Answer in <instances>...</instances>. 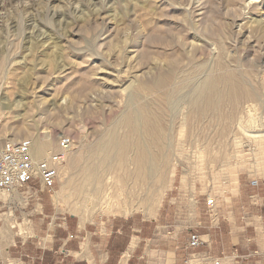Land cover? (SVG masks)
I'll use <instances>...</instances> for the list:
<instances>
[{
    "label": "rangeland",
    "instance_id": "rangeland-1",
    "mask_svg": "<svg viewBox=\"0 0 264 264\" xmlns=\"http://www.w3.org/2000/svg\"><path fill=\"white\" fill-rule=\"evenodd\" d=\"M260 24L264 0H0V81L14 102L0 126V146L22 138L34 139L35 146L37 132L43 137L48 130L54 143L35 155L38 160L59 148L62 134L75 139L69 155L81 149L85 157L118 116L133 109L144 112L146 103L152 109L163 105L170 115L164 117L167 124L161 123L169 132L167 155L157 153L156 159L162 160L166 185L152 186L151 196L134 200L135 208L128 211L122 201L120 206H96V199L78 190V174L72 186L66 182L62 167L68 155L51 198L59 213L86 219L151 218L171 200L182 214L174 212L169 221L186 237L197 204L206 200L209 212L223 216L231 212L235 196H244L240 182H264V136L259 142L253 136L264 129ZM220 62L228 69L222 70ZM198 64L229 80L221 85L220 106L206 115L184 99L177 101L182 110L177 103L179 109L166 107L163 95L172 91L171 82L177 85ZM230 76L243 78L245 88L258 95L227 96L229 90L239 91L233 88L237 84L229 86ZM251 103L257 107L254 115L248 112ZM21 120L32 124L31 134H12ZM153 202L158 207L146 209Z\"/></svg>",
    "mask_w": 264,
    "mask_h": 264
},
{
    "label": "crops",
    "instance_id": "crops-1",
    "mask_svg": "<svg viewBox=\"0 0 264 264\" xmlns=\"http://www.w3.org/2000/svg\"><path fill=\"white\" fill-rule=\"evenodd\" d=\"M27 185L33 195L24 197L21 188L17 209L0 190V264H264V182H240L244 196H235L231 212L223 216L209 212L203 199L186 237L169 221L174 212L182 214L171 200L151 218L86 219L59 213L52 192L38 180ZM192 231L205 242L191 249Z\"/></svg>",
    "mask_w": 264,
    "mask_h": 264
},
{
    "label": "bare ground",
    "instance_id": "bare-ground-1",
    "mask_svg": "<svg viewBox=\"0 0 264 264\" xmlns=\"http://www.w3.org/2000/svg\"><path fill=\"white\" fill-rule=\"evenodd\" d=\"M251 4H253V1L251 2ZM261 24L260 29L264 31V24ZM221 64L223 63L220 62V68L223 66ZM195 67L196 68L192 70L193 73L190 76L181 79V81L178 82L177 85L175 84L176 82H171V84L168 83L170 84L169 86L170 88H172V91L165 93V95H163V100H165V105L167 104L170 106L169 108L175 105L177 106V104L180 108L182 105L180 106V103H177V101L180 99H184L185 101H188L190 105L195 110H197L200 115H206L213 108H218L220 106V101L223 97L221 96L223 94L221 85H223V81L224 83H228L229 80H223L222 77L216 76L213 70L211 72L208 70L210 68H204V64H198ZM225 67L226 66L224 65V68ZM224 68L222 70H224ZM223 75L224 73L221 76ZM230 78L232 81L230 80L231 82L229 86L237 84L238 86H233V88L239 91L234 92L229 90L227 96L233 95L234 97H238L242 95H247L249 98H251L258 95L256 92L249 91L245 88L246 83L243 78L238 79L233 77L232 79V76H230L229 79ZM247 80L250 79H248L247 77ZM155 81H157V79ZM186 85L190 86L189 91L181 93V91L184 90L182 89V87ZM160 86L164 85L161 84ZM263 86L264 85L261 86L262 90H264ZM8 98L9 97H7L6 94H3V109L7 113H10L12 111V108H14V102H11V100ZM147 101L149 100L147 99ZM151 102H154V99H151ZM162 106L163 105H159V107L154 106L155 109H152L153 107L151 108V106L147 105L146 103V108L145 105L143 107L145 109V111L143 110L144 112H141V109H133L128 113H123L118 116L111 123L110 127L108 128V131H104L103 134H100V138L97 140L92 151L90 150V154L88 153L89 155L81 157V149H79L78 151H74L71 155H69L68 159L66 160L67 163L64 165V167H62L65 176H68L66 182H68L69 185L72 186L74 182L77 181L71 178L75 176L74 174H78L79 183L77 182V186L80 187L78 190H83V192L88 195L89 199H96V201L99 202L96 203V206L107 207L112 203H116L118 204V206H120L122 201V203L126 207V211L131 208H135V202L142 201L146 197L145 195H149L150 197V188L152 186H155L156 189H158L157 186L160 187L166 185L168 179L160 171L162 160L159 159L161 161L159 162L156 159L157 153H161L164 155V153L166 152V140L168 137L167 135L169 133L167 131L168 129L166 130V128L161 125V123L164 121V117L166 116L168 118L170 116H168V114H165L164 108ZM178 106L177 108L175 107V109H179ZM246 107V109L248 110V105ZM256 110L257 107L255 105H253L252 103L249 104L248 112H250L251 115H254ZM173 113H175L176 115V112H172L171 110L170 114ZM174 118H172L171 120L174 121ZM21 121V123L19 122L20 124H16L14 127H12L14 129L12 134L15 136L20 133L31 134L32 124L28 123L27 120ZM121 125H125L126 127L123 132H121L119 128ZM43 132L45 133L43 137L38 136L40 132H37L38 134H36V145L33 147L34 156H41L43 151H47L46 149H48V147H50L54 143V139L52 138L50 131L43 130ZM253 136L255 137V140L259 142L258 139L264 136V129H256L253 133ZM173 174L174 172L171 173V178ZM117 175L119 178L117 177ZM56 198H59L57 194ZM148 199L149 198H147V200ZM147 200H145V202ZM150 201L151 199L148 202ZM158 205V202H153V206L148 207L146 209L152 210L158 207Z\"/></svg>",
    "mask_w": 264,
    "mask_h": 264
},
{
    "label": "built area",
    "instance_id": "built-area-1",
    "mask_svg": "<svg viewBox=\"0 0 264 264\" xmlns=\"http://www.w3.org/2000/svg\"><path fill=\"white\" fill-rule=\"evenodd\" d=\"M3 84L0 81V126L6 118L3 109ZM75 139L70 134L60 136V145L56 151L48 152V155L38 160L33 153L34 139L22 138L7 146H0V190L8 194L11 205L17 209L20 203L16 200L21 188H25L24 197L33 195L31 186L27 183L36 179L52 193L59 180V166L66 160L73 150ZM253 185L259 181L253 179ZM35 192V191H34ZM205 240L197 232H190L187 247L196 248L204 244ZM219 264V261H216Z\"/></svg>",
    "mask_w": 264,
    "mask_h": 264
}]
</instances>
